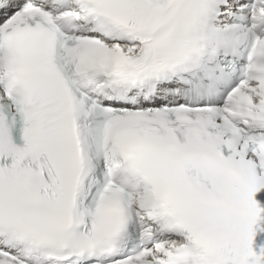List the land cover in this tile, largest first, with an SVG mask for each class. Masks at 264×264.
<instances>
[{"label":"snow or ice","instance_id":"1","mask_svg":"<svg viewBox=\"0 0 264 264\" xmlns=\"http://www.w3.org/2000/svg\"><path fill=\"white\" fill-rule=\"evenodd\" d=\"M0 264H264V0H0Z\"/></svg>","mask_w":264,"mask_h":264}]
</instances>
